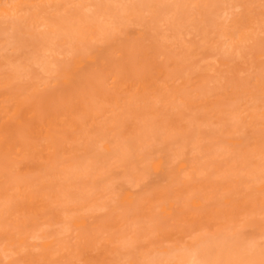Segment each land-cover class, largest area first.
<instances>
[{"label":"bare ground","instance_id":"1","mask_svg":"<svg viewBox=\"0 0 264 264\" xmlns=\"http://www.w3.org/2000/svg\"><path fill=\"white\" fill-rule=\"evenodd\" d=\"M28 1L29 0H19L16 3H12V5L10 4L11 6H9L7 4V6H9V7H7V6L0 7V21L4 20V21H2V23L3 22L5 23V21L7 20L8 23H14L13 21L16 19H19L22 16L21 11L25 10V6L29 5L31 3L30 1H32V0H30L29 2ZM69 1L70 0H68V2ZM124 1L125 0H123V2ZM126 1L123 4L122 3L118 4L117 2H122V1L116 0V3H117V5H119V8H120V9L118 8L119 9L118 13L116 12L117 16L111 15L112 8L116 5L115 1H113V2L111 1L112 3H115V4H113L114 6L112 7L111 3H110L109 6L112 7V8L109 7V8H111L110 12H108L109 10L107 9V7H108V5H107V7L105 9L108 10L107 11L108 13H104V14L101 13L99 15L97 14L98 17L95 19L102 22V25H100V24L97 25L96 24L97 20H96V22H94V24H92L93 21H90L91 17H93L92 15H94V14H92V12L88 13V10H85L84 7H83L84 10L81 9V11H78V9L76 10L77 7L74 8L75 11L79 12V13L77 12L78 15L76 16L77 13L75 11L71 12V9L69 10V8L67 9L68 11L65 10V11H67V13L66 12H65L66 14L64 13L63 10L65 9L66 4H65V1L63 2V0H40L38 2H39V4L41 3L42 6L44 5L43 9H41L40 7H36V6H38L36 4L37 3L36 2L35 5H33V6H35L34 7L35 9L33 10L34 12L31 10V12H32L31 14L28 12L29 15H27V16H26V14L24 15V17H26V18L22 17L27 26L25 27V26H23V24H21L22 26L20 25V28L22 30V27H25V28L30 27L31 28L32 26H35L36 24L42 25V26L45 25V27L48 28V31L43 32V30H42V33L45 34L43 36L41 33L42 37L40 39L42 41V43H41L42 45H40V46L37 45L38 47H34L32 49L30 48V50L26 51L24 49L26 48L28 43L26 44V46L24 48L23 45L25 43L24 44H22V43L25 41H22V43H21L20 42L21 38L19 37L20 38L19 39L17 36L15 37V35H16L15 34L13 36V37H15V42H13L11 40L12 44L13 43L16 44V41H17L16 38L19 39L18 45L16 47H14V50L16 53L14 52L13 56L15 55V57L8 58V57H10V56H8V54L11 52H7V55H5L6 53L5 54L2 53L5 55L6 58L0 59V205L5 201L7 207L4 208L3 210H0V251L3 252L5 254V256L9 257V259L8 260L0 259V264H39V263L40 264H51L54 260V258H53L54 253H55L54 250L56 252L59 250H61V251L64 250L63 245L60 246V244L57 242L58 241L57 239H56V241H55V239L52 241L43 240L40 243L30 242V240L33 239L32 237H34V235L29 234L30 231L24 230V229H26L29 226L32 229H35L36 228L35 225L38 222V215H40L41 213L43 214L41 216L43 223L40 225V227L37 228L38 230H40V234H39L40 239L49 238L47 236V234L45 233L46 227L47 228L52 227L57 222L58 219L62 218V216H63L64 220H68V222H70L72 228H78V227H80L81 224H83V221L81 219H73L72 215L70 217H68V216L64 215V211H58V208L56 206V202L58 201V196H60V191L58 188H56L54 186L51 187L52 186L51 183L54 180H56V181H57V179L59 180L60 178H61L60 180L62 181V176L69 173V170L74 169L77 166L78 162H80V161H82V164L81 163L78 164V168H80L81 165L84 167V164H86L85 160L87 159V156L89 155L88 153H90V150H89L90 148H87V146L89 144H92V140H93L92 135H93V137L95 135H97V134H92V132L97 133V132H99L97 130L102 128L101 125H100L101 126L100 128H99V125H97V123L102 121L101 118L104 121H106L104 119L105 117L107 118V120H109L110 118L108 115H110L111 113H112L111 115H113V112H115L114 114H116V112H117L116 110L118 108H120L121 110H123L122 109L123 106L125 108L126 107L130 108L131 106L130 105L128 106L129 101H127V100H130L129 104H134V102H135L136 106H137V102H138V106H139V104L141 105V103L145 104V102L147 101L146 97H148V95H150V94H146L145 92H147V89H149L150 86L153 87L156 85L153 88L150 87V89L151 88L152 89L157 88V85H158L159 89L161 88V90H159L160 92H158V93H161V95L160 94H158V95L160 96V100L162 97L163 103L165 100L169 101V99L168 98L166 99V97L169 96V98H170V97H173L172 95L175 94V97H174L175 100H177L176 98H178V101L181 99L179 102L182 104V101H183L184 104H182V105L186 106V108L189 110L194 109L196 106L198 107L201 100L199 102L197 99L200 98L199 97L200 95H201V97L203 96V97L207 98L206 102L204 101L205 98H201V99H204V100H202L203 106H204L205 103H207L209 100L208 99L209 95L211 94L210 96H212V93H213V95L215 94L216 95V96L214 95L215 100L214 101L209 100L210 103L213 105L214 109L216 107L215 110L213 109L212 105L209 102L207 103V104H209L207 110H205L207 107V104L205 107H201L203 109V111H206V113H208L210 115L212 114L211 115L212 118L211 119L209 118L210 120L216 118L215 123H217L216 120L219 122H221V120H222L221 116L218 117L219 116L218 112H217L218 108H221V109H218V111L220 110L219 112H222L221 110L223 109L222 114H224V111H225V113L228 112L227 114H231L233 112L237 113V111H235V110L237 109V106L240 105V104H238L239 103L238 101L236 102V100H239L238 96H240V99H242L241 101L244 102V103L242 102L243 104H241V107H242V105H244V107H245V104H247L245 102L249 101V99L253 97V101H252V99L250 100L251 102H253V104L248 103L249 105L248 104L246 105L248 107L247 108L245 107L247 109L246 112H248V114H246L245 109L243 107L242 108L244 110L238 108L240 111L242 110V114H240V116H241L240 119H242V117H243L242 116L243 111L245 112L246 115H248L246 117H243V120H241V121L239 120L240 123L241 122H244V123L248 122L249 123V121H246V120L244 121V118L245 119L248 118V120H250V123L254 124L253 126L250 124L252 126L253 130L249 129L251 127L249 124H248L249 126L247 125L248 126L247 128L250 130V132H251L250 134L248 133L249 130L245 131V132L243 131L244 128L246 129V127H245L246 125H244L242 123V127L244 125V128H242L241 126L240 127H241V129H243L242 130L243 133H245L246 135H249L248 138L252 137L251 140L254 139L253 140V146L255 148L253 150V146L252 147L250 146L251 152L254 154H257L258 156L264 155V153L261 154V152L264 151V144H263L264 131L260 129L261 127H263L262 129H264V126L262 124L264 122V110H263L264 104L262 105L263 108H262L260 103L259 104L256 103L257 107L255 106L256 104L254 105V102H257V101H261V103H264L262 101V100H264V98H262V96H264V60H263L264 59V9H262V8H264V5H261V3L264 1H262V0L258 1L257 0V2H258L257 4H259V6L260 5L262 6V7L260 6L259 9H256L254 6V8L257 11H259V13H260L258 16V12H257V15H256V13L252 12V11H254V8H253V6L252 7L250 6L249 1L247 3H245V1H247V0H237L238 2L241 1V4L239 3V6H241V7H244V6H242V1H244V3H245L244 5L247 7H244L245 13L244 12L243 13L248 18L246 16H244L245 18L243 19V17H242V20H243L242 22H241V19L239 18V20H240L239 24H241L242 27L240 25L236 24L238 26V28L236 30L237 33H235L236 35H234V34L232 35V33L230 32L231 27L228 28L229 29L228 32L225 33V31H223L224 32L223 34L217 35V34H220L219 28H218L219 30L215 29V31H214V28L212 27L214 25H212L211 22H209L211 24V25L209 24L211 27L208 25L210 28H208V26L207 27L205 26V24H204L205 22L203 23V21L209 16H206V18H203V20L201 19V22L203 23V25H202V23H199V25H200L199 26L196 24L197 22L194 23V21H197V18L195 20L193 18V15L198 14V13H196V11L194 12V8H193V11H191V13H189V15L192 14V16L187 15L189 17H185L186 13L188 14V12H186L187 10H185V12H186L185 16H183V14H182L183 18H181V19L183 21V19L185 20L186 18H188L189 22L187 20H185L187 22H184V25L186 23H191L190 20L192 21V19H194L193 20L194 24L193 23L192 24L195 25L196 27L195 28L189 27V26H187L188 24L186 25V27H189L192 30L194 29V31H196L195 36H197V32H198V37H196V39L198 38L197 39L198 42L196 41V39H195V42H196L195 44L192 42L193 40L189 41L190 43H193V45H189V43H186V42L184 43L185 40L183 41V43L180 44V40L182 42V40L185 39V37L182 36V34H183L182 31L184 28L186 29V27L184 25L180 24L181 20H180L179 16H181L180 15L181 10L179 12H177L179 8L178 9L174 8L177 10L175 12V10L173 9L174 4L172 5V3H170L172 6V8H171V6L167 5L166 2H165V4L163 3L164 4L163 6H161L162 4L161 5L160 4H157V5L154 4L155 3L154 1H153L154 2L153 5H152L151 4L152 0H151V2L149 0H146V1L150 2V3H148V5L151 4L148 7L149 9L147 11V8L143 7L144 6L142 4L143 2H140L142 4V6H138L139 4L136 6V3H138L139 0H138V2L136 0H134L136 3L133 0L132 1L130 0L131 2L128 0L127 2H130V4H129L130 7L128 6ZM155 1L157 2V0H155ZM173 1H175V0H173ZM181 1L182 0H179L178 1L179 3L178 2H176V3H178V5H180ZM195 1L196 0H194V1L192 0L190 2L194 3ZM197 1L199 3V1H201V0H197ZM197 1L194 4H192V7H193V5H194V7L197 5L196 4ZM202 1L205 2V3L203 2L205 4V5L203 4L205 7L206 2H208L209 0H207V1L202 0ZM217 1L215 3H218V2L224 3L223 0L222 1L219 0L218 2ZM1 2L2 1L0 0V3ZM27 2L29 4H26ZM132 2H134L133 4H135V5H133V4L131 5ZM162 2L163 1H160L159 3H162ZM170 2H172V0ZM232 2L236 3V1L234 2L231 0V3ZM254 2H256V0L255 1L253 0V3L251 2V4H254ZM259 2H261V3H259ZM6 3L4 2L3 4L5 5ZM32 3H34V1H32ZM103 3H104V1H103ZM185 3H186V1H185ZM227 3L228 2L226 1L225 4H227ZM233 3H232V5H233ZM74 4H76V3H74ZM84 4H85V2H84ZM92 4L93 5H90V6H94L93 1H92ZM146 4L147 3H145V6H146ZM257 4L255 3L254 5H257ZM79 5H81V4H78V7H80ZM159 5L161 6V9L162 8L165 9L169 6L170 11L172 10L173 13L174 12L177 14L179 13V16H177V14L175 15L178 18V19H176L175 16H174L175 18L169 17L170 15L166 14V13L169 14V12H168L169 10L167 11L165 9L166 10L165 11L163 9L164 10V12H162L163 15L166 14L169 17L168 22L170 19V22H169L170 25H168L167 28L171 33V34L170 33L167 34L170 37L166 36L167 38L163 41L169 42L170 46L180 44V45H178V48H179V46H180V48L182 47L183 53H184V50H185V52L187 51L186 54H188V55H185V54L183 55V53H180L177 50V54L179 52L182 55V58L184 59V61H183V59L180 58L183 65L180 63V61H179L180 59L177 60V58H178L177 55H174L175 58L177 57L176 59L175 58L173 59V57H171L172 59H170L171 53L170 54L168 53L170 56L166 55V53L171 48L169 50L165 51L166 53L162 52V49H165L164 48V42L162 43V41H161V43H160V41H158L159 37L158 38L155 37L153 32L150 33L151 34L150 35L149 33L146 32L149 30H144V31L140 30V28L146 27V26H142L143 22L141 23V18L143 17V14L145 12L142 14L141 10H143V9H141L140 7L145 8V11L147 13L149 12V14H150V15H148V14L147 15L153 17L154 15L157 14L158 10L160 9ZM165 5H167V7H164ZM181 5H183V4H181ZM211 5H212V7L214 6V8L212 10H214L216 6L220 10L221 9L220 7L223 4L222 5L220 3H218V5L217 4H208L207 7L203 8V9L207 10V8H208L210 10ZM236 5H237V3H236ZM70 6H72V3L70 4ZM226 6L224 7L225 10H227L226 8H229ZM23 7H24V9H23ZM31 7L32 6H30L29 8H31ZM45 7H48V9H46ZM49 7L51 9L53 8L52 10L55 11L56 15H51V12H47V10L50 9ZM117 7H116V10H117ZM182 7L183 6H181V9H182ZM185 7H187V4ZM189 7H191V6H189ZM103 8L104 7L102 5L101 10H104V12H105V9H103ZM248 8L249 9L252 8L253 10L249 11ZM184 9H186V8H184ZM188 9H190V8H188ZM224 9L222 7V10H224ZM241 9H243V8H241ZM163 10H161V11H163ZM195 10H197V12H199L201 9H200V7H198V8L195 7ZM206 10H205V12L209 11V10H207V11ZM219 10L216 9L215 12H218ZM239 10H240V8H239ZM62 11H63V13H62ZM69 12H71V13H69ZM159 12H160V10H159ZM193 12L196 14H193ZM205 12L202 10V16L201 17H203V13H205ZM209 12H211V11H209ZM235 12H236V10H235ZM247 12L250 13L249 16H248L249 13L247 14ZM173 13H171V16L174 15ZM229 13H230V11H229ZM252 13H254L255 15H252ZM239 14H240L239 17L243 15L241 13V10H240ZM144 15H145V17H147L146 13ZM205 15H213V14L207 13ZM219 15L216 14V16H219ZM222 15H223V11H222ZM198 16H200V15H198ZM213 16H212V18H213ZM191 17H192V19H191ZM222 17H224V16H222ZM113 18L117 19V22L115 19H114L115 21L112 20ZM151 18H149V19H151ZM163 18L165 19V16H163ZM171 18H172V20H171ZM209 18L211 19V17H209ZM219 18L220 17H218V19ZM228 18L229 17L225 18V21ZM246 18H247V21H246ZM143 19H145V18H143ZM143 19H142V21H143ZM9 20H11L12 22L11 21L9 22ZM148 20L146 19L144 23H146V21H147L146 24H148L149 28H153V26L152 27H150V26L154 23V22H152L154 20H151V21L149 20L150 24L148 23ZM166 20H167V18H166ZM216 20L217 19H215V22H216ZM18 21H17V23H18ZM20 21H21V19H20ZM162 21H164V20H162ZM176 21L178 23H176ZM209 21H212V19ZM229 21H230V19H229ZM237 21H238V19H237ZM164 22H162V23H164ZM220 22L222 23V21H220ZM230 22H228V24L231 25L232 22L231 23ZM244 22H245V25H244ZM17 23H14V25L16 24L15 26H17ZM212 23L214 24V22H212ZM69 24L73 25V27H71ZM83 24H85V26ZM140 24H141V26H140ZM206 24H208V23H206ZM81 25H83V27H84V28L82 27L83 29L82 28L76 29V27L79 28V26H81ZM131 25H138L140 27L136 28V29L134 28L135 30L133 33V29H132ZM189 25H191V24H189ZM236 25H235V28H236ZM8 26L9 25H7V27ZM121 26H124L123 27L124 29ZM183 26H184V28H183ZM217 26H220L219 23L215 27H217ZM224 26H225V24H224ZM4 27L6 28L5 25H4ZM169 27L171 30L169 29ZM189 28H188V30H189ZM211 28H212L213 32H216V30L218 32H216L215 34L212 35L211 32L209 31V30H211ZM226 28H227V25H226ZM226 28H225V30H226ZM129 29H131V32H130L131 34H129ZM231 29L234 30L233 28H231ZM27 30H29V29H27ZM168 30H166L167 33H168ZM3 31L5 32L6 30H3ZM151 31H149V32H151ZM189 31H191V30H189ZM194 31H192V32H194ZM4 32H2V33H4ZM7 32H10V31H7ZM19 32H20V30H19ZM22 32H26V29H25V31H22ZM143 32H146L147 36L144 35L145 33L143 34ZM192 32H191V34L189 33V35H191V36L188 39H191L192 36L195 37L194 35H192ZM39 33H40V31L38 32V34ZM135 33H136L137 38H135ZM155 33H156V31H155ZM187 33L188 32L186 29V33L184 32L183 35L184 36L188 35ZM229 33H231V35ZM23 34H20V36L22 37V35H23V38L27 39L28 36L24 37L25 33H23ZM26 34H29V31H28V33L26 32ZM35 34H36V32H35ZM38 34H36V35H38ZM132 34H134V35H132ZM130 35H132V37ZM148 35H150V36H148ZM3 36H4V34H3ZM3 36H1V37H3ZM29 36H30V34H29ZM212 36L213 37L215 36L216 38H213ZM181 37H183V39ZM262 37H263V39H261ZM4 38L5 37H3L1 39V42H3V44H6L5 42H9L10 41L9 39L12 38V35H11V37H6V40H4ZM122 38H124V39H122ZM134 38L137 40V42ZM145 38L149 39L148 40L149 42L145 41L146 42L145 43V49L146 50L143 49L144 47L142 49H143V52L145 54H148L147 56L150 55L147 58V60L149 58H151V60H152L148 64H146V63L142 64L141 62H143V61H141L139 59V57H138L139 55L137 56L138 58L135 57L136 53L142 51L139 48L142 46V44L140 45L139 41L141 42ZM186 38H187V36H186ZM123 40H127L128 42L129 41L135 42V44H134L135 46L132 45L131 48L125 46V49H124V47H123L124 45L123 46L121 45ZM187 42H188V40H187ZM9 44H11V42ZM122 44H125V43H122ZM184 44H186V45L188 44V45L184 46ZM137 45H140V46H137ZM146 46H147V48H146ZM183 46L185 47V49L183 48ZM28 47H29V45H28ZM30 47H31V45H30ZM91 49L93 50V52H90ZM2 50H0V51H2ZM6 51H7V49H6ZM180 51H181V49H180ZM114 53H116V54L119 53V55L116 56V58H115V56H113ZM162 54H164V55H162ZM165 55L169 56V59H166L168 57H166L165 59H163L164 57L160 58V57L165 56ZM147 56H145L144 58H146ZM140 57H142V56L140 55ZM144 58H143V60H145ZM196 58H198V61L195 60L196 62L195 63L192 62L193 63L192 64L191 61H193ZM187 59H188V61L191 59L189 61L190 63L187 61ZM138 60H140V61H138ZM177 61H178V63H177ZM197 62H199V63H197ZM182 67H184V68H182ZM5 72H6V74H5ZM4 74H5V76H3ZM175 81H177V82L179 81V84L177 85L175 83ZM162 86L164 87V89H162ZM211 86H213V89L215 87V89L214 90L212 88L210 89ZM202 87H205V88L202 89ZM165 88L169 92H167V90H165ZM188 88H190V89H188ZM185 89H188V90H185ZM219 89L220 90L222 89L221 90L222 93L219 91ZM252 89H255L258 92V94L261 93L258 96V99H260V97H261L260 100H257V96H256L257 92L255 93V90H252ZM183 90H184V92H181ZM202 90H203V92H202ZM217 90H218L219 94L221 93L220 95H218ZM128 91H130V96H127V94H126V92H127L129 95ZM163 91H164V95H166L168 93V96L166 95V97H165L163 95ZM165 91H166V93H165ZM170 91H172V93L173 92H175V93L172 94ZM190 92H193V94L194 93L195 94L193 95ZM206 92H208L209 95H207ZM252 92H254L255 96L250 95ZM169 93H171V94L169 95ZM188 93H190V94H188ZM142 94L145 95L144 96L145 100H146L145 102H143L144 97ZM153 94H154V91H153ZM186 94H188L189 96L190 95H193V96L188 97ZM242 94H246L247 95V96L245 95L246 97H248V94H249L250 98H247V100H243L245 96H243V98H241ZM136 95L139 96L137 99L135 97ZM177 95H178V97H176ZM150 96H149V100L150 99L151 100L149 103H153V102H155L153 100L159 99L158 96L157 97L152 96L154 98L156 97L155 99L150 98ZM206 96H208V97H206ZM129 98H131V99H129ZM134 98L137 101H135ZM142 98H143V100L141 102H139V99H142ZM174 98H171V99H174ZM212 98L214 99V97H211L210 99L212 100ZM188 99H189V101H188ZM190 99L191 100L193 99L192 100L193 104L195 103L194 101H196V100L199 102V104L196 105V103H195V105H196L195 106V105L190 103L191 105L188 104V106H187V103L191 102ZM125 100L127 102L126 104H125ZM175 100H172L171 105H170L171 101H169V108H170V106L172 107L170 109H173L174 105H175L174 107L176 109V104H174ZM234 102H235V104L237 103V106H232V105H235V104H233ZM160 103H161V101H160ZM147 104L148 103L146 102L145 105H147ZM154 104H156V102L153 103V106H154ZM164 104L168 107V103H164ZM161 105L164 108L165 105H163V104H161ZM182 105H181V107H182ZM189 105L190 106L193 105L195 107L194 108L191 107V109H190V108H188V107H190ZM210 105H211V109H213V112L211 111V109H209ZM252 105H253V107L255 106L256 109L259 107L258 110H255L253 107H252L253 108V110H252L251 109ZM132 106H134V105H132ZM149 106L147 108H152V109H148V112H146L147 109H146V107L143 106L146 110L141 109L142 112L140 110V116H137V117L141 118V116H142L141 113L144 114L142 116V118L145 115L151 114V113H153V115H154V116H152V114H151L152 118L153 117L155 118V116H157V115L159 116V114H160V117L162 116L163 112L161 113V111L163 109H161V111L159 110V112H158V109L156 110L155 108H154L155 109V111H154L153 106L151 104ZM159 106H160V104H159ZM199 106H202V105L200 104ZM155 107L157 108L158 105ZM179 107H180V105H179ZM230 107L232 108L231 110H229ZM160 108H161V106H160ZM201 108H199V109H201ZM233 108H236V109L234 110ZM164 109H166V107ZM183 109H185V107ZM259 109H260V112H258ZM149 111H150V113H149ZM197 111H200V110H197ZM209 111H211V112H209ZM215 111L217 112V114H216L217 117L215 115L213 116V113L214 114L216 113ZM145 112H146V114H145ZM155 112L157 115H155ZM184 112H185V110L182 113L183 116L185 115ZM206 113L202 112L201 114L202 115L204 114L205 115L204 117H208V116L210 117V115L207 116ZM179 114H180V109H179ZM179 114L174 112V115L178 116ZM197 114H198V112H197ZM201 114L199 112V114L197 115L198 118ZM219 114L221 115V113H219ZM245 114H244V116H245ZM116 115H115V117H117L116 120H118V118L120 116V112L117 113ZM187 115H189V114L187 113ZM224 115H222V116H224ZM149 116L147 115L144 117V119L147 120V121H145L146 123L144 125L147 124L148 119H146V117L148 118ZM228 116H230V115H228ZM115 117L113 116V119H115ZM188 117L186 116V120L188 119ZM195 117L196 116H194V119H195ZM225 117L227 118L226 115L224 116V118ZM111 118H112V116H111ZM154 118H153V120H155ZM161 118H163V117H161ZM171 118L173 119V117H171ZM218 118H221V119L218 120ZM238 118L239 117H237V119H236L237 122H238ZM98 119L101 121L98 122ZM119 119H121V118H119ZM151 119H150V123L152 125L154 123H152L153 120L151 122ZM182 119L183 118H180L181 122H183V120L185 121V119H183V120ZM199 119H203L205 122L206 119H208V118L204 119L201 117ZM230 119L231 118H229V120ZM175 120L176 119H174V121ZM232 120H233V116H232ZM111 121L112 120L109 121L110 123L109 122L107 123L105 128H104V125L106 124L107 121L105 122L104 125H103V122H101V124L103 125V128L106 132L102 134L103 137H105V138L102 137L101 139H99V140H101L100 145L98 143L99 141L97 138H98L99 134L102 133L101 131H100V133H98V136L94 137V140H93V141H95V139H97V142L95 141L93 143H98L97 145H98V147L100 146L99 149H100V153L102 155L100 153H97V152L96 153L100 154V156H103V158L105 159V160L104 159L101 160V163H100L99 160L101 157L99 158V160H97V158H96V160L100 163V165L102 164V161L105 162L106 160H110L113 157L115 158V155L112 156L113 149L118 147L115 144H117L118 142L120 143L122 141V140H120L121 136L117 135V134H120V130L117 131L119 129L118 125H120V124H118L119 122L116 121L115 124H117V126H115L114 123L111 124ZM174 121L171 120L170 124H168L169 121L166 123L170 127L168 125H165V126L162 125L164 127L160 126V128H165L166 126H168L170 129V128H172V126L175 127L174 125L171 126L172 122L176 124V127L178 126V124L181 125L179 118L177 119L176 122H174ZM230 121H228V122H230ZM177 122H179V123H177ZM208 122L211 123V121H209V120H208ZM260 122H261L260 125H262V126L258 125ZM188 123H186V124L188 125ZM192 123H193V121H192ZM194 123H197V122H194ZM200 123L203 124L202 120ZM231 123H232V121H231ZM256 123H258V124H256ZM221 124H219L220 126H222V128L219 126V128L221 129L220 132L224 133L223 132V130H224L226 134L225 133H224V135L221 134V136L223 138L221 139V137H220V139L222 141H224L225 143L222 141H221V143H218L220 141V139H217L218 142H215L217 144L216 145L214 143L215 139L208 137V138L213 140V142H211V143H214L216 146H219V147L222 144H225V145H223V149H224V147H230L231 146V148H229L230 150L235 149L237 151V150H240V148L243 149V147H245L243 149V151L246 152L247 150H249L247 145L244 146V141L242 140L243 138L238 136V135L241 136V132L235 134V132L240 131V129L237 130L238 128L235 127L234 123H232V125L235 127V130H232L234 127H232V125L230 126V123H227L226 120H225L224 124L222 122H221ZM226 124H228L227 125L228 128L224 127ZM255 124L260 126V128L258 130H256L257 128L254 129V127H256ZM147 125H149V124H147ZM216 125L217 124H215V126ZM97 127H98V129H97ZM138 127H140V126H138ZM142 127H144V126H141L139 129L141 130ZM152 127H153V125H152ZM152 127H151V129L153 130L154 127L153 128ZM158 127L159 126H157V128ZM178 127H177L176 132L179 131ZM204 127H206V125H204ZM207 127L209 128V125H207ZM216 127H218V126H216ZM231 127H232V129H230ZM238 127H239V125H238ZM129 128L131 129V127H129ZM137 128H136V130L134 129L133 132H136V131L139 132L138 134L140 136L137 133L135 135L139 136V138H137V141L141 142L142 140H140V139H142V138H140V137H144V139H145V136L147 137V134L143 132L145 130H141L142 135H143V136H141V134H140L141 132H140V130L138 131ZM166 128H165V130H166ZM95 129H96V131H92ZM211 129H213V128H211ZM225 129H229V130H227L229 132H226ZM163 130L164 129H162V132H163ZM170 130H166V131H170ZM175 130H176V128H174V130H172V133H174ZM213 130L215 131V129H213ZM217 130L218 129H216V131L214 132L215 134L216 133L218 134ZM125 131H126V134H128L127 131H129V130L125 129ZM125 131H123V132H125ZM231 131L232 132L235 131V132L232 133ZM146 132H148V131H146ZM90 133H91L90 139H92L91 142H88L89 144L88 143L86 144L84 142L82 143V141H84V140H85V142L87 140L89 141V139H87V138L90 137L89 136ZM107 133H108V135H106V136L107 137L109 136L108 138H110V136H111V135H109V133L110 134L112 133V135L115 134V135H113V136H115V138L113 136H111V138L116 139V137L119 136V138H117V139L120 141H117V143H116V140L113 139V141H115V143H114L110 139H106V136H104V134H107ZM143 133L146 135H144ZM151 133H152V131H151ZM178 133H176V134L174 133V134L177 135ZM210 134H212V133L210 132L209 135ZM215 134H213V135H215ZM234 134L236 136H238L239 138L238 137L236 138ZM252 134H253V136H252ZM153 135H154V133L152 134L151 137H153ZM158 135L160 136V134L157 133L156 137ZM168 135L171 136V138L170 137L168 138V136H167L168 141H169V139L174 138V136L172 137L173 134H171L170 132L168 133ZM159 136H158V138H160ZM164 136H165V134H164ZM210 136H212V135H210ZM204 137L202 138V140L203 139L205 140ZM215 137H217V136H215ZM144 139L141 143H138V142L137 143L139 145H141L143 143L141 146L144 147V143L147 142V144L149 146L152 139L150 140V142H148L149 141L148 137L146 138V140H144ZM165 140H166V138H165ZM197 140H199V139H197ZM202 140L200 142H202ZM168 141L166 140V143ZM183 141H185V138ZM188 141H190V140H188ZM209 141H208V144H209V147L211 149H209L207 146L208 149H206L204 147L207 151H205V149H204V151H202L203 147H200L199 146L200 144H199L196 147L197 151L199 150L198 153L199 152L200 153L201 152H208L209 155L211 154V150L213 148L211 146H215V145H211ZM80 142H81V144H80ZM172 142L175 143V141H171L169 143L172 144ZM119 143H118V145L121 144V143L120 144ZM123 143H122V145H124ZM134 143H136V142H134ZM194 143H196V142H194ZM202 143H203L202 146L205 145V142H202ZM171 144H169V145H171ZM128 145H129V143H128ZM133 145L134 144H132V146ZM151 145L153 146L152 143H151ZM169 145H166V149L168 151H169V149L167 147H170ZM172 145H174V144H172ZM124 146H127V145H124ZM124 146H122V147L124 148ZM135 146H138V145L136 144ZM141 146H140V149L138 148V150L136 148V150H137L136 153L139 155H140L139 150H141V149L147 150V146L144 148H141ZM92 147H95V145ZM122 147L121 148L119 147V150L122 151ZM198 147H200L201 149H199ZM91 150H93V149H91ZM115 150H114V152H115ZM213 150H212V153H213ZM216 150H214V151L216 152ZM221 150H222V148H221ZM225 150H226V148H225ZM260 150H262V151H260ZM97 151H99V150H97ZM124 151L126 152V150H124ZM162 151H163L162 156L159 159L152 161V158H151V160H150L151 163H148V164H150L149 167H152V169H154L156 171V173H159V175H161L160 177L163 181L166 180L169 183V184H167L168 186H166V184L164 185V186H166V188L162 187V190H160L162 192V194H168L170 192V190H171L170 188H172L173 184L174 185L179 184V182L177 180L178 178L176 177L177 179H175V181H174L173 180L174 178H172V177L173 176L175 177V175L178 174L177 171L181 172L180 169L185 168L186 165L183 163L180 164V166L178 168L179 170H177V168H176V170H175V168L172 169V167H174V166H172L170 168V170L171 171L174 170L173 174H175V175H173L171 173V175H173V176H171L169 173L170 171L167 173L164 171V167H165L164 158L167 159L168 155H167L166 150H162ZM243 151H241V152H243ZM145 152L146 151H143V154H146ZM219 152L222 153L223 151H219ZM245 152H243L244 155H246ZM96 153L91 152V155H93V156H94V154L97 155ZM117 153H118V151L115 152L116 155L120 154V151L118 154ZM128 153H129V156H131V158L134 157L133 156L134 154L130 155V152H128ZM214 153L212 156H214ZM216 153H218V152H216ZM226 153H228V151ZM232 153H234V152H232ZM237 153L240 154L239 151H237ZM259 153H260V155H259ZM85 154H88V155L85 156ZM107 154H109V155H107ZM110 154L112 157L107 158L106 156L109 157ZM141 154H142V152H141ZM125 155H128V154H125ZM147 155H148V153L145 156L147 157ZM240 155H242V154H240ZM250 155H251V153H250ZM80 156H81V158H80ZM145 156H144V158H146ZM223 156H226V154L223 153ZM85 157H86V159H85ZM89 157H90V155H89ZM94 157H97V156H94ZM240 157H242V159H243L245 156L244 157L240 156ZM254 157H257V156L255 155ZM254 157L252 155V158H254ZM82 158H83V160L79 161V159H82ZM90 158H92V156ZM120 158H121V155L118 157V159L116 157V160L121 162L122 158H121V161L119 160ZM128 158L130 159V157H128ZM236 158L237 157L235 156V159ZM258 158H260V157H258ZM129 159H127V161L132 160V159H130V160ZM263 159H264V156H263ZM88 160H91V159H87V164H89V165H87V167H90V164H92V166L90 167V168H92L94 162H96V165L98 164V162L95 159H94L95 160L94 161L93 158H92L93 162L92 161L89 162ZM237 160H239V159L237 158ZM124 161H126V160H124ZM124 161H122V162H124ZM144 161L146 162V160H143V162ZM239 161L241 162L242 160H239ZM239 161L233 162L231 164V166L236 163L234 166V169H235V167ZM244 161H243L242 165H241V163L238 165L239 166L240 165L241 166L246 165V164H244V163H246ZM124 164L125 163H123V166H124ZM128 165L129 164L127 163L126 167H128ZM259 165H260V163H259ZM241 166L239 167V169L241 168ZM83 167H82V169H83ZM87 167H86V169H87ZM168 167H167V171L169 170ZM262 167L264 168V166H262ZM90 168H88L87 170L89 171ZM246 168L249 169L248 167H246ZM246 168L244 166V169H246ZM228 169H230V168H228ZM234 169H233V171L237 172V170H234ZM236 169H237V167H236ZM241 169L242 170H240V172L243 171V168H241ZM259 169L263 170L262 168H259ZM259 169H256L255 171L257 172ZM79 170H81V168ZM250 171L251 170H249V172ZM263 171H261L260 174ZM77 172L79 174L80 171L77 170ZM180 172H179V174H180ZM253 173L255 174V172H253ZM188 174H189V180L192 179V178H190V175H192L193 173L188 172ZM225 174H226V172H225ZM233 174H236V173H233ZM244 174H246V173H244ZM81 175H82V177H81L82 181H84V185L86 184L85 187H88L90 190H92L91 187L96 185V182L95 183L89 182V184H88V182L86 181L87 178H85V180H83L84 179L83 178V172L80 174V176ZM84 175H85V172H84ZM236 175L239 176L240 174H236ZM250 175H251V172H250ZM85 176H87V175H85ZM192 176L194 177L195 173ZM226 176H228V175H226ZM226 176H225V178H226ZM248 176L249 175L246 174L245 180L247 179ZM251 176H253V179H254V177L256 175L255 176L251 175ZM260 176H258V177H260ZM65 177H66V179H68L67 175ZM229 177H232V175L230 174ZM78 178H77V180H79ZM239 178H241L240 182L241 181L243 182V180H244V179L242 180V177H236V179L234 178L235 183L237 182L235 184L236 187L240 183ZM251 178H249V179H251ZM161 179H160V181H161ZM259 179H262V177ZM259 179H255V180L260 181ZM230 180L232 181V178H230ZM56 181H54L53 184H57V183L59 184L60 183V181L59 182H56ZM193 181H194V178H193ZM228 181H229V179H228ZM64 183H65V181H64ZM67 183L70 184V182H67ZM170 183H172V185ZM186 183L189 184V182H186ZM186 183H184V185ZM232 183H233V181L231 182V184L230 183H227V184H229V186L231 185L230 187H233ZM257 183L259 184V182H257ZM62 184H59V185L61 186ZM255 184H253V185H255ZM258 184H256V185H258ZM260 184H264V183L261 181ZM71 185H72V183H71ZM170 185H171V187H170ZM258 186H255V187H258ZM69 187H70V189H68V191L71 194H76V191H73L71 189L74 186H69ZM263 187H264V185H263ZM263 187L261 190L264 189ZM53 188H55V189H53ZM94 188H97V187L94 186L93 189ZM227 189H229V188H227ZM238 189H239V187H238ZM261 190H260V193L259 192H257V193L261 194V192H262ZM255 191H257V190H255ZM238 193H240V192H238ZM240 194L242 196V192ZM228 195H229V193H228ZM261 195H264V193H262ZM224 196L225 197H223V198L225 199L227 197V195H224ZM127 198H128L127 201H129V202L126 203V206L129 209H131L134 205V200L131 199L130 197H127ZM223 198H222L221 203H223V200H224ZM260 198H262V196ZM5 199L8 201H6ZM77 199H74V200H77ZM227 199H229V197H227ZM236 199H238V198H236ZM2 200H4V201L2 202ZM240 200H241V198H240ZM194 201H196V200H194ZM245 201L247 202L248 200H245ZM245 201L243 199L242 202H244V204H246ZM249 201H251V200H249ZM73 202H76V205L81 204L83 206V209H84V207L91 209V206H92L91 204L88 205V203H85V201H82V200L73 201ZM197 202L200 203L199 201H197ZM232 202L233 201L231 199H229V202L223 204V206H225V205L227 206V204L228 205L230 204L229 206H232L231 205V204H233ZM256 202L261 203V201H256ZM248 204L250 205V207L252 205H254L253 199H252V203L250 204V202H249ZM258 204H255L254 206H257ZM234 206L239 207L237 205H234ZM259 207H261V205ZM79 208H82V207H79ZM254 208H257V207H254ZM254 208H253V210H254ZM53 210H55V211H53ZM230 210L233 211L232 209H230ZM231 211H229V212H231ZM236 211H238V210H236ZM260 212H262V211H260ZM162 213L165 215L166 218L171 215L170 210L166 209V208H163ZM255 213L256 214L258 213V215H260L259 211L258 212L256 211ZM255 213H252V214L255 215ZM263 213H264V210H263ZM232 214H233V212H232ZM262 218H264V217H261L260 219H262ZM260 219L258 220V223H259ZM261 222L263 225L264 219H263V221L261 220L260 223ZM22 225H23V228L21 227ZM107 225L109 226L110 224H107ZM249 225H248V227L250 228V226L252 224L250 226ZM258 225L257 224L253 225V227L254 226L256 227ZM122 226L124 227V225H122ZM262 227L260 230H262V229L264 230V228H262ZM216 234H218V233H216ZM214 235H211L210 237H212ZM219 236L220 235H218V237ZM222 236L224 237V235H222ZM206 237H208V236H205V238ZM210 237H208V238L210 239ZM254 237H258V236L256 235ZM254 237H252V238H254ZM79 238L82 241H85L86 239L89 240L88 236L83 235V234H80ZM205 238H203V239L205 240ZM219 238H221V236ZM203 239H201V240L203 241ZM229 239H231V238H229ZM259 239H262V237ZM213 240L211 239V243ZM251 240H253V239H251ZM112 241H113V239H111V242ZM202 241H201V244L199 243L200 248H197V246H196L197 249L193 248L190 250L189 248L192 247L190 245L189 248L186 247L187 250L188 249L189 250L187 251L185 249L183 252H180L181 251V248H180L181 245L177 244V246H176V245H174L175 244L174 243V244H172L173 246L171 245L172 246L171 247L168 245L161 244L164 246V248L161 246V249H162L161 252H162V254L163 253L164 254L160 255V256L161 257H163L164 255H167V256L162 258V262L160 260V263L159 262L158 263L159 264H216L217 261L215 263H210L212 256L208 257L209 258V261H208V259H206L207 257H205V255L209 251H211L213 248H215V246H216L215 242L218 240L213 241V243L215 245V246H213V243H212L213 248L211 247V243H209L210 240L208 241V243L210 244L211 250H209L210 247H208V249H207V245L205 244V243H207V241L203 242L205 245L201 246ZM220 241H221V239H220ZM247 241L249 243V240H247ZM247 241H246V243H247ZM219 242H216V244L218 243L222 246L225 244V243L221 244V242L220 243ZM222 242H225V240H223ZM236 242H237V240H236ZM255 242H256V240H255ZM230 243L227 242V245H225V246H228ZM244 243H245V241H244ZM121 244H123V242ZM29 245H30V247H32V249L37 248V247L39 248V254L37 257L33 256L32 253H25L24 255L21 254V251L24 250L25 248L29 247ZM196 245H197V243H196ZM235 245H234V248H235ZM165 246H167V247H165ZM246 246L247 245H245V246L243 245L242 247H246ZM183 247H185V246H183ZM157 248H160V247H157ZM172 248H174V249H172ZM204 248H205V250H204ZM217 248L219 249V245ZM121 249H124V247ZM175 249H177L178 252H180V253L177 254L178 252H176ZM218 249L215 248V251H213L214 254H215V252L218 253V251H220L221 248L219 250ZM223 249L224 248H222V251H223ZM225 249H226V247H225ZM248 249H249V246H248ZM248 249H246V250H248ZM76 250H78V249H76ZM173 250H175V251H173ZM206 250H209V251L205 254ZM226 250H227L226 251V253H227L229 249H226ZM119 251L122 252V250H120V248H119ZM159 251H160V249H159ZM159 251H158V253L161 254ZM203 251H205V252H203ZM222 251H220V252H222ZM239 251L241 253V249H239ZM173 253H174V255H173ZM202 253L205 254L204 255L205 260L204 259L202 260V258H203ZM237 253H239V252H237ZM116 254H117V252H116ZM210 254H211V252H210ZM224 254H225V252H224ZM132 256H133V254H131L130 258H132ZM160 256H158V257H160ZM208 256H210V255H208ZM119 257L116 260L114 259L115 263L117 260L118 261L121 260L120 259L121 257L120 258ZM122 257H124V256H122ZM127 257H129V256L126 255V258ZM145 257L146 256L144 253V258ZM249 257L250 256H248V258ZM150 258L151 257H149L148 260H150ZM145 259H147V258H145ZM230 259H232V257ZM122 260L125 262L127 259L126 260L122 259ZM137 260H132V259L129 260L128 259L127 262L129 264H158V263L154 262L155 260L154 261L152 260V263H150L149 261H147V262L144 261L143 258H142V261H140V259H139V261H137ZM227 260H228V258H227ZM227 260L225 259V264L227 263ZM123 261H122V264H124ZM220 261H222V260L220 259ZM230 261H232V260H230ZM243 261H245V260H243ZM222 262H224V259ZM235 262L236 261H234V262L232 261L231 264H233ZM247 262H246V264H247ZM218 263H219V261H218ZM88 264H93V263L90 262ZM221 264H224V263H221Z\"/></svg>","mask_w":264,"mask_h":264},{"label":"rangeland","instance_id":"2","mask_svg":"<svg viewBox=\"0 0 264 264\" xmlns=\"http://www.w3.org/2000/svg\"><path fill=\"white\" fill-rule=\"evenodd\" d=\"M2 2L0 3V7H4V6H7V4L9 5V6H11L12 5V3H16V2H18L19 0H1ZM30 1V0H29ZM28 1V2H29ZM32 1H34V3H32ZM32 1H30L31 3V5L27 2L26 4H29L30 6H32L31 8H29L30 6L29 5H27V6H25V10H23V11H21L22 12V16L19 18V19H16L17 21H18V23H17V21L16 20H14L13 22L14 23H17V26H15L14 25V23H8V21L6 20L5 21V23L3 22L2 23V21H4V20H1L0 21V50H2V51H0V56L2 57H0V59H3V58H6L5 57V55H7V52H11V53H9L8 54V56H10V57H8V58H13V57H15V55L13 56V53L15 52V50H14V47H16L17 45H18V43H19V39L21 38V40H20V42L22 43V41H25V42H23L22 44H24L23 46H24V48H25V46H26V44H27V46H26V48L24 49V50H30V48L32 49V48H34V47H38L37 45H42L41 43H42V41H41V37H42V35L44 36L45 34L44 33H42V30H43V32H47L48 31V28L47 27H45V25L44 26H42V25H38V24H36L35 26H32L31 28L30 27H28V28H25L27 25L25 24V22H24V20H23V18L22 17H24V15L26 14V16L27 15H29L28 14V12L31 14L32 12H31V10L33 11L35 8V6H33V5H35V3L38 5V6H36V7H40L41 9H43V7H44V5L42 6V4L40 5L39 4V2L38 1H40V0H32ZM65 1V9L63 10L64 11V13L66 12L67 13V9L69 8V10L71 9V12L72 11H75V9L74 8H76V10L78 9V11H81V9L82 10H84V8H85V10H88V13H91L92 12V14H94V15H92L93 17H91V20L90 21H93V23L92 24H94V22H96V20L97 19H95V18H97L98 17V15L99 14H101V13H108V12H110L111 11V8L114 6L113 4H115L116 3V0H70L69 2H68V0H63V2ZM79 1V2H78ZM92 1L94 2V6H90V5H93L92 4ZM103 1H104V3H103ZM110 1V2H109ZM113 1H115V3H112ZM119 1H122V2H117L118 4H123L124 2H123V0H119ZM128 1V0H127ZM126 1V3L128 4V6H129V4H130V2L132 1H130V2H127ZM134 1V0H133ZM137 2H138V0H136ZM150 2H151V0H149ZM155 3H154V2ZM160 1H163L162 3H159ZM157 0V2L155 1V0H152V2H151V4L153 5V3L154 4H162L161 6H163L164 4H165V2L167 3V5H170L171 6V4L170 3H172V5L174 6L173 7V9L174 8H179L178 9V11L176 10V9H174L175 10V12L177 11V12H179L180 10V15L181 16H179V13L177 14V13H173V11L171 10H169L170 9V7L168 8L167 7V5H165L164 7H167V8H165L168 12H169V14L168 13H166L167 15H170L169 17H174L176 14H177V16H179L180 17V24H182V25H184V22H189V20H188V18H186L185 20H187V21H185L184 19H183V21H182V19L181 18H183L182 17V14H183V16H185V13L186 12H188V14L186 13V16L185 17H189L190 15L192 16V14H190L189 15V13H191V11H193V8H194V12L196 11V13H198V14H196V13H194L193 12V14H196V15H193V18L196 20V18H197V21H194V23L195 22H197L196 24L197 25H199V23H202L201 22V19L203 20V18H206V16H209V17H211V19H212V21H209V20H211L209 17H207L204 21H203V23L205 24V26L207 27L210 23L209 22H211V24L212 25H214V26H212L213 28H214V31H215V29H217V30H219V33L220 34H217V35H221V34H223L224 32L223 31H225V33L226 32H228V28H233L234 30H232L231 28H230V32L232 33V35L234 34V35H236L235 33H237V28H238V26L237 25H240L241 26V24H239V18L241 19V22L243 21L242 20V17H243V19L245 18L244 16H246V15H244V13H245V11H244V7H247V6H245L244 4L245 3H247L248 1L250 2V6L252 7L253 6V8H254V6H255V8L256 9H259L260 8V6L261 5H264V2H259V3H261V5L259 6V4H257L258 2H257V0H256V2H254V4L256 3L257 5H254V4H251V2L253 3V0H247V1H245V3H244V1H242V6H244V7H241V6H239V3L241 4V1H237V0H232V1H236V3H237V5H236V3H233V5H232V3H231V0H223V2L224 3H221V2H218L217 0V2L218 3H220L222 6L220 7L221 9L219 10V8H217V6L215 7V9L214 10H212L213 8H214V6L212 7V5H211V7H210V10L207 8V10H209V11H211V12H205V10L206 9H203V8H205V7H207V5L208 4H217L218 5V3H215L216 1L215 0H209L208 2H206V6L204 7V1H199V3H198V1H197V5L195 6L196 8H198V7H200V13L199 12H197V10H195V7H194V5H193V7H192V4H194L193 2H190V1H192V0H182L181 2H180V5H178V1L179 0H175V1H173L172 0V2H170L171 0ZM185 1H186V3H185ZM194 1V0H193ZM207 1V0H206ZM222 1V0H221ZM226 1L229 3H227V4H225L226 3ZM255 1V0H254ZM258 1H261V0H258ZM262 1H264V0H262ZM6 3L5 5L3 4V3ZM84 2H85V4H84ZM109 2V3H108ZM135 2V1H134ZM134 2H132L131 3V5L134 3ZM140 2H143L142 4L144 5L143 7H145V8H147V11H148V7L151 5H148V3H150V2H148V1H146V0H139V2L138 3H136V6L138 5V6H142V4L140 3ZM147 3L146 4V6H145V3ZM176 2H178V3H176ZM183 2V3H182ZM204 2V3H203ZM72 3V6H70V4ZM74 3H76V4H74ZM84 5H83V4ZM91 3V4H90ZM108 3V4H107ZM110 3H111V6H109L110 5ZM117 3H116V5L112 8V11H111V15H115V16H117L116 14L118 13V11H119V5H117ZM164 3V4H163ZM169 3V4H168ZM202 3V4H201ZM208 3V4H207ZM231 3V4H230ZM11 4V5H10ZM78 4H81V5H79L80 7H78ZM88 4V5H87ZM181 4H183V5H181ZM186 4H187V7H185L186 6ZM202 6H201V5ZM204 4V5H203ZM249 4V3H248ZM247 4V5H248ZM25 5V4H24ZM76 5V6H75ZM102 5H103V9H105L106 7H107V5H108V7H107V9L109 10H107V9H105V12H104V10H101L102 9ZM105 5V6H104ZM133 5H135V4H133ZM148 5V6H147ZM159 5V10H160V12H159V10H158V12H157V14L156 15H154L153 17L152 16H148V15H150L149 14V12L147 13L146 11H145V8H143V7H140L141 9H143V10H141V12H142V14L145 12L146 13V16L147 17H145V13L143 14V17L141 18V23L143 22V25L142 26H146V27H142V28H140V30H142V31H144V30H149V31H151V32H149V31H146L147 33H154V35H155V37H159L158 39V41H160V43H161V41H162V43L164 42V48L166 49H162V52L163 53H166L165 51H167V50H169L170 48V50L166 53V55H169L170 53V59H172L171 57H173V59L175 58L174 57V55H177V60L178 59H183L182 58V55L180 54V53H183V49H182V47L180 48V46H179V48L181 49V51H180V49L178 48V45H180L181 43H183V41H184V43L186 42V43H189V45H193V43L195 44L196 42H195V39H196V37H198V32H197V36H195V34H196V31H194V29L192 30V29H190L189 27H193V28H195L196 26L195 25H193L194 23H193V20L194 19H192V17H191V19H192V21L190 20V22L191 23H186L184 26L186 27V25L187 26H189V27H186V29H187V34L188 35H183L184 34V32L186 33V29L184 28V26H183V34H182V36L183 37H185V39H183V37H181L183 40H182V42H181V40H180V44H176V45H174V46H170V43L169 42H166V41H163V40H165L169 35H167V34H169L170 33V31L168 30V28H167V26L168 25H170V19H169V22H168V16L165 14V15H163V13L162 12H164V8H162L161 9V6ZM178 7H177V6ZM199 5V6H198ZM227 5V6H226ZM231 5V6H230ZM9 6H7V7H9ZM67 6V7H66ZM118 6V7H117ZM181 6H183L182 7V9H181ZM189 6H191V7H189ZM220 6V5H219ZM229 7V8H226L227 10H225L224 9V7ZM239 6V7H238ZM259 6V7H258ZM72 7V8H71ZM84 7V8H83ZM109 7H111V8H109ZM116 7H117V10H116ZM130 7V6H129ZM202 7V8H201ZM222 7H223V9L224 10H222ZM238 7V8H237ZM249 7V6H248ZM262 7V6H261ZM46 9H48V7H45ZM50 8V7H49ZM119 8V9H118ZM171 8H172V6H171ZM184 8H186V9H184ZM188 8H190V9H188ZM233 8V9H232ZM236 8V9H235ZM239 8H240V10H241V13L243 14H241L242 16H240L239 17V13H240V10H239ZM241 8H243V9H241ZM254 8V11H252L253 9L252 8H248L249 9V11L251 10L252 12H254V13H256V15H257V12H258V16H259V11H257L256 9ZM23 9H24V7H23ZM29 9V10H28ZM38 9V8H37ZM51 9V8H50ZM47 10V12H51V15H56V13H55V11L54 10ZM114 9V10H113ZM164 9V10H163ZM184 9V10H183ZM216 9H218L219 11L218 12H215L216 11ZM247 9V10H248ZM262 9H264V8H262ZM21 10V9H20ZM65 10H67V11H65ZM157 10V9H156ZM161 10H163V11H161ZM165 10V11H166ZM183 10V11H182ZM185 10H187L186 12H185ZM190 12H189V11ZM199 10V9H198ZM202 10L205 12V13H203V17H201L202 16ZM206 10V11H207ZM235 10H236V12H235ZM239 12H238V11ZM44 11V10H43ZM63 11H62V13H63ZM78 11H75L76 13L78 12ZM101 11V12H100ZM108 11V12H107ZM222 11H223V15H222ZM229 11H230V13H229ZM233 13H232V12ZM256 11V12H255ZM34 12V11H33ZM71 12H69V13H71ZM117 12V13H116ZM173 13L174 15H172L171 16V13ZM220 14L219 16H216V14ZM244 12V13H243ZM261 12V11H260ZM65 13V14H66ZM75 13V14H76ZM79 13V12H78ZM78 13L76 14V16L78 15ZM115 13V14H114ZM207 13H212L213 15H205V14H207ZM228 13V14H227ZM249 12H247V14H248ZM254 13H252V15H255ZM20 14V13H19ZM98 14V15H97ZM148 14V15H147ZM226 14V15H225ZM63 15V14H62ZM81 15V14H80ZM110 15V14H109ZM187 15H189V16H187ZM198 15H200V16H198ZM230 15V16H229ZM250 15V13L248 14V16ZM163 16H165V19L163 18ZM212 16H213V18H212ZM222 16H224V17H222ZM236 16V17H235ZM152 17V18H151ZM176 17V16H175ZM174 17V18H175ZM184 17V18H185ZM201 17V18H200ZM218 17H220L219 19H218ZM227 17H229L228 19H226V21H225V18H227ZM247 17V16H246ZM254 17V16H253ZM18 18V17H17ZM24 18H26V17H24ZM55 18V17H54ZM143 18H145V19H143ZM149 18H151V19H149ZM166 18H167V20H166ZM173 18V19H174ZM217 19L216 20V22H215V19ZM248 18V17H247ZM247 18H246V21H247ZM20 19H21V21H20ZM115 18H113L112 20H114ZM142 19H143V21H142ZM154 20V21H152V22H154L150 27H152L153 26V28H149V26H148V24H146L147 23V21H146V23H144L145 22V20ZM176 19H178L177 17H176ZM214 19V20H213ZM222 19V20H221ZM229 19H230V21L234 24H232L230 21H229ZM236 19V20H235ZM237 19H238V21H237ZM87 20V19H86ZM116 20V22H117V19H115ZM114 20V21H115ZM149 20H148V23L150 24V22H149ZM162 20H164V21H162ZM171 20H172V18H171ZM11 20H9V22H10ZM24 23H23V22ZM88 21V20H87ZM167 21V22H166ZM179 21V20H178ZM207 21V22H206ZM220 21H222V23L220 22ZM235 21V22H234ZM245 21V22H246ZM12 22V21H11ZM20 22V23H19ZM101 21H99V20H97V22H96V24L97 25H102V22L100 23ZM162 22H164V23H162ZM183 22V23H182ZM212 22H214V24L212 23ZM228 22H230L231 23V25L230 24H228ZM240 22V23H241ZM245 22H244V25H245ZM168 23V24H167ZM176 23H178L177 21H176ZM193 23V24H192ZM203 23H202V25H203ZM206 23H208V24H206ZM219 23V25L220 26H217V27H215L217 24ZM227 23V24H226ZM13 24V25H12ZM21 24H23V26H25V27H22V30H21V28H20V25ZM25 24V25H24ZM95 24V25H96ZM146 24V25H145ZM179 24V25H180ZM189 24H191V25H189ZM210 24V25H211ZM216 24V25H215ZM224 24H225V26H224ZM237 24V25H236ZM4 25L6 26V28L4 27ZM7 25H9L8 27H7ZM70 25V24H69ZM76 25V24H75ZM84 26H85V24H83ZM83 25H81V26H79V28L78 27H76V29H81L82 27H83ZM164 25V26H163ZM193 25V26H192ZM209 25V26H210ZM223 25V26H222ZM226 25H227V28H226ZM230 25V26H229ZM235 25H236V28H235ZM12 26V27H11ZM22 26V25H21ZM71 27H73V25H70ZM140 26H141V24H140ZM140 26H138V25H131V27H132V29H133V33H134V30L136 29V28H139ZM200 26V25H199ZM208 26V28H210ZM234 26V27H233ZM45 27V28H44ZM70 27V28H71ZM98 27V26H97ZM122 28L124 27V26H121ZM149 29H148V28ZM222 27V28H221ZM242 27V26H241ZM9 28V29H8ZM17 28V29H16ZM20 28V29H19ZM26 29V32L28 33V31H29V34H30V36H29V34H26V32H22V31H25V29ZM84 28V27H83ZM82 28V29H83ZM135 28V29H134ZM166 28V29H165ZM172 28V27H171ZM188 28H189V30H191V31H189L188 30ZM219 28V29H218ZM225 28H226V30H225ZM8 29V30H7ZM15 29V30H14ZM20 30V32H19V30ZM27 29H29V30H27ZM124 29V28H123ZM156 29V30H155ZM169 29H170V27H169ZM3 30H6L5 32L3 31ZM33 30V31H32ZM156 31V33H155V31ZM166 30H168V33H167V31ZM171 30V29H170ZM209 30V29H208ZM211 30H212V28H211ZM211 30H209L210 32H211V34L213 35V34H215L216 32H218L217 30H216V32H213V30L211 31ZM7 31H10V32H7ZM12 31V32H11ZM33 33H32V32ZM40 31V33L38 34V32ZM141 31V32H142ZM166 31V32H165ZM192 31H194V32H192ZM233 31V32H232ZM2 32H4V33H2ZM22 32V33H21ZM35 32H36V34H38V35H36L35 34ZM124 32V31H123ZM131 32V29H129V34H131L130 33ZM146 32H143V34L144 35H146ZM172 32V31H171ZM191 32H192V35H194L195 37H193L192 36V38L191 39H188V38H190V36L191 35H189V33L191 34ZM213 32V33H212ZM222 32V33H221ZM19 35H18V34ZM23 33H25V36L24 37H27V39H25V38H23ZM41 33H42V35H41ZM194 33V34H193ZM231 33H229L230 35H231ZM3 34H4V36H3ZM16 34V35H15ZM20 34H23L22 35V37L20 36ZM34 34V35H33ZM171 34V33H170ZM210 34V33H209ZM6 35V36H5ZM11 35H12V38L11 39H9L10 41L9 42H5L6 44H3V42H1V39L3 38V37H5L4 38V40H6V37H11ZM15 35V37L17 36L18 38H16L17 39V41H16V44L15 43H13L12 44V41L13 42H15V37H13ZM132 35H134V34H132ZM132 35H130L131 37H132ZM151 35V34H150ZM150 35H148V36H150ZM153 35V34H152ZM1 36H3V37H1ZM40 36V37H39ZM147 36V35H146ZM167 36V37H166ZM186 36H187V38H186ZM134 37V36H133ZM170 37V36H169ZM213 37V36H212ZM29 38V39H28ZM135 38H137V36H136V33H135ZM134 38V39H135ZM144 38V37H143ZM194 38V39H193ZM213 38H216L215 36L213 37ZM122 39H124V38H122ZM156 39V38H155ZM198 39V38H197ZM196 39V41L198 42V40ZM261 39H263V37L261 38ZM12 40V41H11ZM136 40V39H135ZM134 40V41H135ZM149 39H147V38H145L143 41H139V43H140V45L142 44V46L141 47H139L142 51H140V52H138V53H136L135 54V57L136 58H138L139 57V59L141 60V61H143V62H141L142 64L143 63H146V64H148L150 61H152L151 60V58H149L148 60H147V58L150 56H147L148 54H145L144 52H143V49H145V43L146 42H149L148 41ZM173 40V39H172ZM187 40H188V42H187ZM191 40H193L192 42L193 43H190L189 41H191ZM146 41V42H145ZM157 41V42H158ZM11 42V44H9ZM40 42V43H39ZM136 42H137V40H136ZM122 43H125V44H122ZM122 43H121V45L124 47V49H125V46H127V47H130L131 48V46L132 45H134L135 44V42H128L127 40H123L122 41ZM2 44V45H1ZM21 44V45H22ZM138 44V43H137ZM148 44V43H147ZM146 44V45H147ZM15 45V46H14ZM28 45H29V47H28ZM30 45H31V47H30ZM140 45H137V46H140ZM183 45V44H182ZM181 45V46H182ZM186 44H184V46H185ZM188 45V44H187ZM186 45V46H187ZM120 46V45H119ZM121 46V47H122ZM135 46V45H134ZM167 46V47H166ZM183 46V48L185 49V47ZM126 47V48H127ZM144 47V48H143ZM177 47V48H176ZM134 48V47H133ZM137 48V47H136ZM143 48V49H142ZM146 48H147V46H146ZM168 48V49H167ZM6 49H7V51H6ZM13 52H12V51ZM146 50V49H145ZM177 50L180 52H178V54H177ZM187 50V49H186ZM4 51V52H3ZM90 52H93V50L91 49L90 50ZM142 52V53H141ZM187 52V51H186ZM186 52H185V50H184V53H183V55L185 54V55H188V54H186ZM2 53H6L5 55L4 54H2ZM16 53V52H15ZM140 53V54H139ZM169 53V54H168ZM2 54V55H1ZM12 55V56H11ZM119 55V53L118 54H116V53H114V55L113 56H115V58H116V56H118ZM139 55V56H138ZM140 55L142 56V57H140ZM162 55H164V54H162ZM162 56V57H160V58H163V59H165L166 57H168V58H166V59H169V56ZM138 56V57H137ZM145 56H147L146 58H144ZM143 58L145 59V60H143ZM175 58V59H176ZM185 58V57H184ZM187 58V57H186ZM162 59V60H163ZM181 59L179 60L180 61V63L183 65V63L181 62ZM140 60H138V61H140ZM191 60V59H190ZM189 60V61H190ZM198 61V58H196V59H194L193 61H191V63L192 62H196V61ZM264 60V59H263ZM183 61H184V59H183ZM186 61V60H185ZM187 61H188V59H187ZM188 61V62H189ZM187 62V63H188ZM177 63H178V61H177ZM185 63V62H184ZM190 63V62H189ZM197 63H199V62H197ZM193 64V63H192ZM145 65V64H144ZM179 65V64H178ZM178 67V66H177ZM182 68H184V67H182ZM186 68V67H185ZM181 69V68H180ZM179 70V69H178ZM5 74H6V72H5ZM5 74L3 75V76H5ZM161 82V81H160ZM175 83L178 85L179 84V81L177 82V81H175ZM161 84V83H160ZM156 86V85H155ZM155 86H153V87H155ZM150 87H152V86H150ZM150 87H149V89H147V92H145L146 94H152L151 96L150 95H148V97H146V99H147V101L145 100V95H143V97H144V101L143 102H147L148 104L147 105H145L146 104V102H145V104H142L141 103V105L139 104V106H138V102H137V106L135 105L136 103L134 102V104H129L130 103V100H127V101H129L128 102V106L130 105L131 107L129 108H125L124 106H123V110H121L120 108H118L116 111V114L117 113H119L120 112V116H119V118H121V119H119L118 118V120H116L117 119V115L116 114H114L115 112H113V115H111L112 116V118H111V116L110 115H108L109 116V120H107V118L105 117H103L106 121H104L102 118H101V120H99L98 119V122L99 121H101V122H103V125L105 124V122H106V124L104 125V128L106 127V125H107V123L110 121V120H112L111 121V124H113L114 123V125L115 126H117V124H115V122L117 121V122H119L118 124H120V125H118L119 126V129L117 130V131H119L120 130V134H117V135H120L121 137H120V140H122L119 144L120 145H118V143H117V141H120V140H118L117 138H119V136L118 137H116V139H114L115 138V136H113V135H115V134H113L112 135V133L110 134L109 133V135H111V136H113L114 138H111V136H110V138H108L106 135H108V133L107 134H104V136H106V139H110L112 142H114L115 143V141H113V139L114 140H116V143L117 144H115V145H117L116 147L118 148H114L113 149V154H112V156H114L115 155V158L113 159H110V160H106L105 162H103L102 161V164L100 165V163H101V160H103L104 158H103V156H100V149H99V147H98V143H99V145H100V143H101V140H99V139H101L102 137H103V133H105L106 131L104 130V128H103V125L101 124V122H99V123H97V125H99V128L102 126V128L101 129H98V127H97V131H99V132H97V133H95V132H92V134H97V135H95V136H98V133H100V131L102 132V133H100L99 134V136H98V143H93V142H97V139H95V141H93L94 140V137H93V135H92V139H90L91 138V133H90V137L89 138H87V139H89V141L87 140L86 142H85V140L84 141H82V143L84 142V143H88V142H91V140H92V144H89L88 146H87V148H90L89 150H90V153H88L89 155H90V157L92 156V158H93V160L95 159L96 160V158H97V160H99V158H100V163L98 162V164L96 165V162H94L93 163V167L92 168H90L91 166H92V164H90V167H87V165H89V164H87V159H91V160H88L89 162H93V160H92V158H90L89 157V155L88 154H85V156L86 155H88L87 156V159H86V157H85V163L86 164H84V167L81 165H79L80 166V168H81V170H79L80 168H78V164H82V161H80V160H83V158L82 159H79V161L80 162H78V164H77V166L74 168V169H71V170H69V173H67V174H65L64 176H62V181L59 179H57V181L56 180H54V181H56V182H59L60 181V183L59 184H62L61 186L57 183V184H53L54 183V181L51 183L52 184V186L51 187H56V188H58L59 189V191H60V196H58V201L56 202V206H57V208H58V211H64V215L65 216H68V217H70L71 215H72V217H73V219H81L82 221H83V224H81L80 225V227H78V228H72V226H71V224H70V222H68V220H64L63 219V216H62V218H60V219H58L57 220V222L52 226V227H46V229H45V233L47 234V236L49 237V238H46V239H40L39 238V234H40V230H38L37 228L38 227H40V225L43 223V220H42V218H41V216L43 215L42 213L40 214V215H38V222H37V224L35 225L36 226V228L35 229H32L30 226L29 227H27L26 229H24V230H29L30 232H29V234H31V235H34V237H32L33 239H31L30 240V242H32V243H40V242H42L43 240H49V241H52V240H54L55 239V241H56V239L58 240L57 242L60 244V246H62L63 245V247H64V250L63 251H61V250H59V251H55L54 250V256H53V258H54V260H53V262L51 263V264H88V263H93V264H114L115 263V260L119 257L121 260L120 261H116V263L115 264H122V259H127L125 262H124V264H129L127 261H128V259L129 260H137V261H139V259H140V261H142V258L144 259V261H149L150 263H152V260L155 262V263H160V260H161V262H162V258H164V257H166L167 255H164L163 257H161L160 255H163L162 254V252H161V246L164 248V246L163 245H168V246H171L172 244H174V245H176L177 246V244L178 245H181V251L180 252H183L185 249L187 250V248L186 247H188L189 248V246L191 245L192 247H190L189 249L191 250V249H193V248H195V249H197V248H200V245H199V243L201 244V239H203V238H205V236H208V237H210L211 235H214V236H212V237H210V239L208 238V237H206L205 238V240L203 239V241H202V245L201 246H203V245H207V249H208V247H210V244L209 243H211V239L213 240V241H216V240H218V241H216V242H219L220 241V239H221V244L222 243H225L223 246L222 245H220V244H216V242H215V245L218 247V245H219V249H220V251H222V248H224L223 249V253L222 252H220V251H218L219 249L214 245V243H213V241H212V243H213V246H215V248L216 249H218L217 251H218V253L220 254H218L217 252H215V254H214V252L213 251H215V248H213L212 247V243H211V247L214 249H212L211 250V247L209 248V250H211V251H209V250H206V252L205 251H203V252H205V254L207 253L208 255H210V256H208L207 254L205 255L204 253H202V260L205 258V257H207L206 259H208V261H209V258L208 257H211L212 256V259H211V261H210V263H215L216 261V264H221V263H224L225 264V259L227 260V258H228V260H227V263L226 264H231L232 263V261L234 262V261H236L235 263H233V264H236L237 262V264H246V262H247V264H263L264 263V230L262 229V230H260L261 229V227L262 228H264V223H263V225H262V222L260 223V221L262 220L263 221V219L264 218H262V219H260L261 217H264L263 215H264V213H263V210H264V195H261L262 193H264V189L263 190H261L262 189V187H263V185L264 184H260L261 183V181L264 183V168L262 167V166H264V159H263V156L261 157V156H258L257 154H254V153H252L251 152V150H250V146L252 147L253 146V140H251V138L252 137H249L248 138V136L249 135H246L245 133H243V131L245 132V131H248L249 129L250 130H253V128H252V126L254 125V124H251L250 123V120H248V118H244V121L246 120V121H249V123L248 122H241L240 123V121L241 120H243V117H246V116H248V115H246V114H248V112H246L247 111V107L248 106H246L248 103H252L253 104V102H251L250 100L252 99V101H253V97L252 98H250V96H249V94H248V97H246L247 95V93L246 94H242L241 96V98H243V96H245L244 97V99L243 100H247V98H250L249 99V101H247V102H245V103H247V104H245V107H244V105H242V107L245 109V112H246V114H245V112L243 111V117H242V119H240L241 118V116H240V114H242V110H244L242 107H241V104H243L244 102L243 101H241L242 99H240V96H238L239 97V100H236V102L238 101L239 103L238 104H240L239 106H237V103L235 104V102L233 103V104H235V105H232V106H237V109L239 108V109H242L241 111L238 109H236V108H233L235 111H237V113H235V112H233V113H231V114H227V113H225V111H224V114L227 116V118L225 119L224 118V114H222L223 113V109L221 110L222 112H219L218 111V109H221V108H218L217 109V112H218V117H222V120H221V122L224 124V122H225V120L227 121V123H230V126L232 125V123H234V125H235V127H237L236 129L237 130H239L240 129V131H233V132H235V134H237V133H240L241 132V136L240 135H238L239 137H241V138H243L242 140L244 141V146H246L247 145V147L249 148V150H247L246 152L245 151H243V149L245 148V147H243V149L242 148H240V150L241 151H243V152H245L246 153V155H244V153L243 152H241L240 150H237V151H239V153L240 154H242V155H240V154H238L237 153V151L235 150V149H233V150H230L229 148H231V146L230 147H224V149H223V145H225V144H222L220 147L219 146H216L217 144L215 143V142H218L217 141V139H220V137H221V139L223 138L222 136H221V134H223L224 135V133H225V131L223 130V132L224 133H222V132H220V128H219V124H221V122H219V121H217L216 120V122L217 123H215V119L216 118H214V119H212V120H210L211 118H212V114L210 115V114H208V113H206V111H203V109L201 108V107H205L206 106V104L209 102L210 103V101H214L215 100V96L213 95V93H212V96H210L209 95V93L208 92H206L207 93V95H209V100H208V102L207 103H205V105L203 106V101L202 100H204V99H201V98H205V97H201V95L199 96L200 98L199 99H197L199 102H200V100H201V102H200V104L202 105V106H199L200 104H199V102L197 101H194L195 103H196V105H198V107L199 108H201V109H199L196 105H195V103L193 104V102H192V100L190 99V101L191 102H186L187 103V106H188V104H193V105H195V106H190V107H188V108H190L191 109V107H195L194 109H191V110H189V109H187L186 108V106H184V105H182V104H184L183 103V101H182V104L178 101V98H176L177 100H175V94L174 95H172L173 97H170L169 98V96H168V93L166 94L168 97H166V95H164V91H163V95L166 97V99L168 98L169 99V101H171L170 102V105H171V103H172V100H175V103L174 104H176V109H175V105L173 106V109H170V108H172L171 106H170V108H169V101H164V103H168V107L163 103V100H162V97H161V100H160V96L158 95V94H160L161 95V93H158V92H160L159 90H161V88L159 89L158 88V85H157V88H155V89H150ZM160 87V86H159ZM172 87V86H171ZM209 87V86H208ZM187 88V87H186ZM203 88H205V87H202V89ZM213 89V86H211L210 87V89ZM217 88V87H216ZM134 89V88H133ZM162 89H164V87L162 86ZM188 89H190V88H188ZM188 89H185V90H188ZM201 89V88H200ZM199 89V90H200ZM209 89V90H210ZM214 89H215V87H214ZM213 89V90H214ZM165 90H167L166 88H165ZM222 90V89H221ZM220 89H219V91L222 93V91H221ZM252 90H255V89H252ZM131 91V90H130ZM130 91H128L129 92V95H128V93L126 92V94H127V96H130ZM133 91V90H132ZM153 91H154V94H153ZM192 91V90H191ZM194 91V90H193ZM205 91V90H204ZM216 91V90H215ZM167 92H169L168 90H167ZM171 93H172V91H170ZM181 92H184V90L183 91H181ZM199 92V91H198ZM202 92H203V90H202ZM201 92V93H202ZM257 91L255 90V93H256ZM144 93V94H145ZM165 93H166V91H165ZM171 93H169V95L171 94ZM173 93H175V92H173ZM172 93V94H173ZM187 93V92H186ZM190 93H192L193 94V92H190ZM190 93H188V94H190ZM217 93H218V95H220L219 94V92H218V90H217ZM216 93V94H217ZM136 94V93H135ZM178 94V93H177ZM188 94H186L188 97H191V96H193V95H188ZM257 95V100H260L261 99V97H260V99H258V96H259V94H261V93H259L258 94V92L256 93ZM181 95V94H180ZM185 95V94H184ZM206 95V94H205ZM250 95H254V92H252ZM149 96H150V98H154V97H152V96H158L159 97V99L158 100H153V101H155L156 102V104H154V106H153V103H155V102H153V103H149L150 102V100H149ZM255 96V95H254ZM136 97V99L139 97V96H135ZM155 97V98H156ZM164 97V98H165ZM176 97H178V95L176 96ZM206 97H208V96H206ZM211 97H214V99L212 98V100L210 99ZM218 97V96H217ZM216 97V98H217ZM154 98V99H155ZM171 98H174V99H171ZM193 98V97H192ZM196 98V97H195ZM256 98V97H255ZM262 98H264V96H262ZM129 99H131V98H129ZM238 99V98H237ZM134 100H135V98H134ZM143 100V98L142 99H139V102H141ZM195 100V99H194ZM132 101V100H131ZM135 101H137V100H135ZM160 101H161V103H160ZM188 101H189V99H188ZM205 102L207 101V98H205V100H204ZM241 101V102H240ZM263 102H264V100H262ZM132 102V103H133ZM152 102V101H151ZM243 102V103H242ZM127 102H126V100H125V104H126ZM178 103V104H177ZM185 103V104H186ZM256 103H260L261 104V106L264 104V103H261V101H257V102H254V105L256 104ZM152 105L153 106V109L155 108L156 110L158 109V112H159V110L161 111V109H163L162 111H161V113H162V116L161 117H163V118H161L160 117V114H159V116L156 114V112H155V115H157V116H155V120H153V118H152V116H154L153 115V113H151L152 114V116H151V114H147L149 117L147 118L146 117V119H148V122H147V124H149L151 127H152V125H153V130L151 129V127L149 126V125H144L146 122L145 121H147V120H145L144 119V117L145 116H147V115H145L143 118H142V116L144 115L143 113H141V118L140 117H137V116H140V110L141 109H145L144 107H146V112H148V109H152V108H147L149 105ZM159 104H160V106H161V108H160V106H159ZM161 104H163V105H165L164 106V108L166 107V109H164L163 107H162V105ZM211 104V103H210ZM132 105H134V106H132ZM158 105V107L156 108L155 106H157ZM179 105H180V107H179ZM181 105H182V107H181ZM208 105L209 104H207V107H206V109L205 110H207V108H208ZM212 105V104H211ZM211 105L209 106L210 108L209 109H211ZM249 105V104H248ZM144 106V107H143ZM178 106V107H177ZM256 107H257V104L255 105ZM253 107V105L251 106V109L253 110V108L255 109V110H258V108L256 109V107ZM133 107V108H132ZM150 107V106H149ZM185 107V109H183ZM212 107H213V105H212ZM253 107V108H252ZM169 108V109H168ZM178 108V109H177ZM197 108V109H196ZM261 108V107H260ZM262 108H263V106H262ZM155 109H154V111H155ZM179 109H180V114L183 116V111L185 110V115L182 117L180 114H179ZM208 109V110H209ZM213 109H214V107H213ZM213 109H211V111L213 112ZM215 109H216V107H215ZM214 109V110H215ZM232 108L230 107V109L229 110H231ZM188 110V111H187ZM197 110H200V111H197ZM263 110H264V108H263ZM262 110V111H263ZM151 111V110H150ZM150 111H149V113H150ZM187 111V112H186ZM211 111H209V112H211ZM261 111V112H262ZM141 112H142V110H141ZM144 112V111H143ZM146 112H145V114H146ZM174 112L175 113H177V114H179L178 116L177 115H174ZM197 112H198V114H199V112H200V114L202 113V112H205L206 113V115L208 116V115H210V117L208 116V117H204L205 115L203 114H201L200 116L202 117V118H208V119H206V121L204 122V120L203 119H199V118H201L200 116H199V118H198V114H197ZM216 112V111H215ZM217 112L214 114L213 113V116L215 115L216 116V114H217ZM257 112V111H256ZM258 112H260V109H259V111ZM187 113L189 114V115H187ZM192 113V114H191ZM196 113V114H195ZM219 113H221V115L219 114ZM195 114V115H194ZM233 114V115H232ZM238 114V115H237ZM244 114H245V116H244ZM115 115L117 116V117H115ZM191 115V116H190ZM222 115H224V116H222ZM228 115H230V116H228ZM233 116V120H232V116ZM235 115V116H234ZM107 116V117H108ZM113 116L115 117V119H113ZM180 116V117H179ZM186 116L188 117V119L186 120ZM193 116V117H192ZM194 116H196L195 117V119H194ZM157 117V118H156ZM160 117V118H159ZM171 117H173V119L171 118ZM175 117V118H174ZM179 118V121L181 122V120H180V118H183V119H185V121L183 120V122H181L180 124L181 125H179L178 124V128H179V133L178 132H176L177 131V127H176V124L175 123H173L172 122V124H171V126L172 125H174L175 127H173L172 126V128H170L169 129V125L168 124H170L171 123V120L172 121H174V119H176L174 122H176L177 121V119ZM185 117V118H184ZM217 117V116H216ZM236 117V118H235ZM237 117H239L238 118V122H237ZM152 118V119H151ZM193 118V119H192ZM210 118V119H209ZM229 118H231L230 120L232 121V123H231V121L229 120ZM141 119V120H140ZM150 119H151V122H152V120H153V122L152 123H154V124H152L151 125V123H150ZM192 119V120H191ZM219 119H221V118H218V120ZM250 119V118H249ZM116 120V121H115ZM120 120V121H119ZM189 120V121H188ZM197 120V121H196ZM201 120H202V122H203V124L202 123H200L201 122ZM208 120L209 121H211V123L210 122H208ZM240 120V121H239ZM169 121V122H168ZM189 123H188V122ZM192 121H193V123L194 122H197V123H192ZM200 121V122H199ZM228 121H230V122H228ZM236 121V122H235ZM168 122V124H166ZM219 122V123H218ZM110 123V122H109ZM177 123H179V122H177ZM186 123H188V125L186 124ZM191 123V124H190ZM206 123V124H205ZM213 123V124H212ZM242 123L244 124V125H246L245 127H246V129L244 128V125H243V127H242ZM197 124V125H196ZM215 124H217L216 126H218V127H216L215 126ZM241 124V125H240ZM251 126L249 129L247 128L249 125ZM256 124H258V123H256ZM255 124V126L256 127H254V129L255 128H257L256 130H258L259 128H260V126H262V125H260L261 124V122L258 124V125H260V126H258V125H256ZM263 124V126H264V122L262 123ZM101 125V126H100ZM162 125H168V126H166L165 128H166V130H170V131H166L165 130V128H160V126L161 127H164V126H162ZM199 125V126H198ZM203 125V126H202ZM204 125H206V127H204ZM207 125H209V128L207 127ZM222 125V124H221ZM228 124H226L224 127L225 128H228V126H227ZM238 125H239V127L241 126L242 128H244V130L243 129H241V127L239 128L238 127ZM248 125V126H247ZM138 126H144V127H142L141 128V130H145V131H143L144 133H146L147 134V137L149 138V141L148 142H150V140L152 139V141H151V143L153 144V146L151 145V143L149 144V146H148V144H147V142H145L144 143V147H146L147 146V150L146 149H141V150H139L140 151V155L139 154H137L136 153V151L138 150V148L140 149V146L143 144H141V145H139L138 143H141L142 141H143V139H144V137H140V138H142V139H140V140H142L141 142L140 141H137V138H139V132H133V130L135 129L136 130V128L138 127ZM150 128H149V127ZM157 126H159L158 128H157ZM223 126V125H222ZM222 126H220L221 128H222ZM129 127H131V129L129 128ZM140 127H138L137 128V130L139 131L140 129ZM223 127V128H224ZM232 127H234L233 125H232ZM232 127L230 128V129H232ZM235 127L232 129V130H235ZM174 128H176V130L174 131V133L176 134V133H178L177 135H175L174 133H172V130H174ZM211 128H213V129H215V131H216V129H218L217 131H218V134L216 133H214L215 131L213 130V129H211ZM252 128V129H251ZM263 127H261L260 129L261 130H263L264 131V129H262ZM125 129H128L129 131H127L128 132V134H126V131H125ZM155 129V130H154ZM162 129H164L163 130V132H162ZM211 129V130H210ZM104 130V131H103ZM122 130V131H121ZM131 130V131H130ZM140 130V134H141V136H143L142 135V131ZM152 131V133H151V131ZM158 132H157V131ZM226 130V132H229V131H227V130H229V129H225ZM243 130V131H242ZM250 130H249V134L251 133L250 132ZM92 131H96V129L95 130H92ZM123 131H125V132H123ZM146 131H148V132H146ZM154 131V132H153ZM165 132V133H164ZM171 133V134H173L172 135V137L174 136V138H172V139H169V141H168V139H167V136H168V138L170 137L171 138V136H169L168 135V133ZM212 133V134H210V135H212V136H210L209 135V133ZM232 132V131H231ZM232 132V133H233ZM119 133V132H118ZM138 134V135H135V134ZM143 133V134H144ZM154 133V135H153V137H151L152 136V134ZM157 133L158 134H160V138H158V136L156 137V135H157ZM247 133V134H248ZM146 134H144V135H146ZM164 134H165V136H164ZM213 134H215V135H213ZM226 134V133H225ZM234 134V135H235ZM138 136V137H137ZM205 136V137H204ZM215 136H217V137H214ZM238 136H236L235 135V137L237 138ZM252 136H253V134H252ZM100 137V138H99ZM135 137V138H134ZM146 136H145V139L144 140H146V138H147ZM151 137V138H150ZM166 138V140L168 141L167 143H166V140H165V138ZM205 138V140L203 139L202 140V138ZM208 137H210V138H212V139H215L214 140V143L216 144H214V143H211V142H213V140L212 139H210V138H208ZM238 137V138H239ZM103 138H105V137H103ZM163 138V139H162ZM184 138H185V141H183L184 140ZM240 138V139H241ZM255 138V137H254ZM190 140V141H188V140ZM197 139H201L202 140V142H205V145H203L202 146V142H200L199 140H197ZM210 141H209V140ZM220 139V141L218 142V143H221V140ZM256 139V138H255ZM158 140V141H157ZM163 140V141H162ZM197 140V141H196ZM162 141V142H161ZM171 141H175V143H173L172 142V144H174V145H172L171 143H169V142H171ZM208 141L210 142V144L211 145H215V146H211V147H213L212 148V150L214 149V150H216V152H218V153H216L214 150H213V153H214V156H212L213 155V153H212V150H211V154L209 155V153L208 152H199L198 153V151H197V146L199 145L200 147H203L202 148V151H204V149L206 148V149H211L210 147H209V144H208ZM124 142V143H123ZM134 142H136V143H134ZM138 142V143H137ZM186 144H185V143ZM192 142V143H191ZM194 142H196V143H194ZM200 142V143H199ZM222 142H224V141H222ZM122 143L124 144V145H127V146H124V145H122ZM128 143H129V145H128ZM194 143V144H193ZM225 143V142H224ZM80 144H81V142H80ZM132 144H134L133 146H132ZM138 145V146H135V145ZM160 144V145H159ZM169 144H171V145H169ZM252 144V145H251ZM263 144H264V140H263ZM95 145V147H92V146H94ZM166 145H169L170 147H167L168 149H169V151L166 149ZM185 145V146H184ZM219 145V144H218ZM122 146H124V148L122 147ZM207 146H208V148H207ZM119 147L121 148L122 147V151L121 150H119ZM126 147V148H125ZM128 147V148H127ZM144 147H142L141 146V148H144ZM200 147H198L199 149H201ZM205 147V148H204ZM216 147V148H215ZM246 147V148H247ZM136 148H137V150H136ZM154 148V149H153ZM221 148H222V150H221ZM225 148H226V150H225ZM234 148V147H233ZM254 146H253V150H254ZM91 149H93V150H91ZM118 151V153H119V151H120V154H118L119 156L121 155V158H122V161H124V160H126V161H124V162H122L121 161V158L119 159L121 162H119L118 160H116V157H117V159H118V155H116L115 154V152H117L116 150ZM135 149V150H134ZM205 149V151H207ZM252 149V148H251ZM97 150H99V151H97ZM114 150H115V152H114ZM124 150H126V152L124 151ZM131 150V151H130ZM162 150H166L167 151V155H168V158L166 159V158H164V163H165V167H164V171L167 173V172H169L170 173V175H171V173L173 174V171L174 170H170V168L172 167V166H174V167H172V169L173 168H175V170H176V168H177V170H179L178 168H179V166H180V164H185L186 165V167L185 168H183V169H180L181 170V172H180V174H179V172L177 171V173L178 174H173V175H175V177L173 176V175H171V176H173L172 178H174L173 180L175 181V179H177L178 180V182H179V184L178 185H174L173 184V186H172V188H170L171 190H170V192L168 193V194H162V192L160 191V190H162V187H165L166 188V186H168L167 184H169L166 180H162L161 179V175H159V173H156V171L154 170V169H152V167H149V165L150 164H148V163H151V158H152V161H154V160H157V159H159L161 156H162ZM230 150V151H229ZM246 150V149H245ZM256 150V149H255ZM138 151V152H139ZM143 151H146L145 153L147 154L148 153V155H147V157L145 156L146 154H143ZM201 151V150H200ZM209 151V150H208ZM219 151H223L222 153H220ZM228 151V153H226ZM260 151H262V150H260ZM89 152V151H88ZM91 152H97V153H100V154H97V155H95L94 154V156H97V157H94L93 155H91ZM128 152H130V155L131 154H134L133 156L134 157H132L131 158V156H129V153ZM141 152H142V154H141ZM232 152H234V153H232ZM249 152V153H248ZM259 152V151H258ZM136 153V154H135ZM223 153H225L226 154V156H223ZM249 155H248V154ZM250 153H251V155H250ZM264 153V151L263 152H261V154H263ZM111 154H110V156L108 157V156H106L107 158H110V157H112L111 156ZM125 154H128V155H125ZM217 154V155H216ZM222 154V155H221ZM99 155V156H98ZM102 155V154H101ZM107 155H109V154H107ZM209 155V156H208ZM239 155V156H238ZM252 155H253V157L256 155L257 157H254V158H252ZM259 155H260V153H259ZM123 156V157H122ZM144 156L146 157V158H144ZM235 156L239 159V160H242L241 162L239 161V160H237V158L235 159ZM240 156H245L243 159H242V157H240ZM128 157H130V159H132V160H130ZM258 157H260V158H258ZM80 158H81V156H80ZM126 158V159H125ZM241 158V159H240ZM250 158V159H249ZM127 159H129L130 161H127ZM94 160V161H95ZM105 160V159H104ZM143 160H146V162L144 161L143 162ZM245 160V161H244ZM263 160V161H262ZM150 161V162H149ZM237 161H239L238 162V164H240L241 163V165L243 164V161L244 162H246V163H244V164H246V165H243V166H241V168H243V171H241L240 172V170H242L241 168L239 169V165L237 166L236 165V167H237V169H236V167H235V169H234V166H235V164H233L232 166H231V164L233 163V162H237ZM261 161V162H260ZM129 164L128 165V167H126V165H127V163ZM231 162V163H230ZM263 162V163H262ZM123 163H125L124 164V166H123ZM168 163V164H167ZM259 163H260V165H259ZM230 165V166H229ZM262 165V166H261ZM169 168V170L167 171V167ZM244 166H245V168L246 167H248L249 169H244ZM259 166V167H258ZM82 167H83V169H82ZM86 167H87V169L88 168H90L89 169V171L86 169ZM232 167V168H231ZM228 168H230V169H228ZM259 168H262L263 170H261V169H259ZM225 169V170H224ZM233 169L234 170H237V172H235V171H233ZM256 169H259L257 172L255 171ZM77 170L78 171H80L79 172V174H78V172H77ZM84 170V171H83ZM88 172H87V171ZM227 170V171H226ZM230 170V171H229ZM233 172H232V171ZM239 170V171H238ZM249 170H251L250 172H251V175H256L255 177H254V179H253V176H251L250 175V172H249ZM229 171V172H228ZM261 171H263L261 174H260V172ZM83 172V180H85V178H87L86 179V181L88 182V184H89V182H93V183H95L96 182V185H94V186H96L97 188H94L93 189V187H91L92 188V190H90L88 187H85V185H84V181H82V175L80 176V174ZM84 172H85V175H87V176H85L84 175ZM188 172H191V173H193L192 175H194V173H195V176L193 177L192 175H190V178H192V179H190L189 180V174H188ZM225 172H226V174H225ZM253 172H255V174L253 173ZM176 173V172H175ZM233 173H236V174H240L239 176H237L236 174H233ZM244 173H246L247 175H249L248 177H247V179L245 180V178H246V174H244ZM249 173V174H248ZM187 174V175H186ZM230 174L232 175V177H229L230 176ZM258 174V175H257ZM261 176H260V175ZM67 175V178L69 179H66V176ZM178 175V176H177ZM226 175H228V176H226ZM244 175V176H243ZM80 176V177H79ZM225 176H226V178H225ZM242 177V180H243V182L241 181L240 182V179L241 178H239V182L241 183H239L238 185H237V187L235 186V184L237 183H235V179H236V177ZM258 176H260V177H258ZM64 177V178H63ZM70 177V178H69ZM79 177V178H78ZM177 177V178H176ZM235 179H234V178ZM252 177V178H251ZM257 177V178H256ZM262 177V179H259V178H261ZM77 178L79 179V180H77ZM193 178H194V181H193ZM230 178H232V181H233V183H232V185H233V187H230L229 186V184H227V183H230L231 184V180H230ZM249 178H251V179H249ZM76 179V180H75ZM160 179H161V181H160ZM228 179H229V181H228ZM255 179H259L260 181H258V180H255ZM65 181V183H64V181ZM90 180V181H89ZM176 180V181H177ZM259 182V184L257 183V182ZM67 182H70V184L69 183H67ZM177 182V183H178ZM186 182H189V184L188 183H186ZM71 183H72V185H71ZM176 183V184H177ZM184 183H186L185 185H184ZM258 184V185H256V184ZM65 184V185H64ZM166 184V186H164ZM171 185H172V183H170ZM182 184V185H181ZM248 184V185H247ZM253 184H255V185H252ZM67 185V186H66ZM93 185V184H92ZM162 185V186H161ZM171 185H170V187H171ZM69 186H74L73 188H71L73 191H76V194H71L69 191H68V189H70V187ZM235 186V187H234ZM255 186H258V187H255ZM238 187H239V189H238ZM255 187V188H254ZM227 188H229V189H227ZM264 188V187H263ZM53 189H55V188H53ZM262 191L261 192V194H259L260 193V190ZM57 190V189H56ZM255 190H257V191H255ZM259 190V191H258ZM58 191V190H57ZM238 192H242V196H241V194L240 193H238ZM257 192H259V193H257ZM228 193H229V195H228ZM162 194V195H161ZM259 194V195H258ZM224 195H227V197H229V199H231L233 202V204L234 205H237V206H239V207H236V206H234L233 204H231L232 206H229L228 204H227V206L225 205V206H223V204H225V203H227V202H229V199H227V197L224 199L223 197H225ZM262 196V198H260ZM127 197H130L131 199H133L134 200V205H133V207L131 208V209H129L127 206H126V203L127 202H129V201H127ZM78 198V199H77ZM222 198L224 199L223 200V203H221V201H222ZM236 198H238V199H236ZM240 198H241V200H240ZM74 199H77V200H74ZM243 199H244V201L245 200H251V201H249L250 202V204L252 203V199H253V203H254V205L255 204H258L257 206H254V205H252L251 207H250V205L245 201V203L246 204H244V202H242L243 201ZM6 200V199H5ZM78 200H82V201H85V203H88V205L89 204H91L92 206H91V209L89 208H85L84 207V209H83V206L80 204V205H76V202H73V201H78ZM194 200H196V201H194ZM237 200V201H236ZM4 200H2V202H3ZM6 201H8V200H6ZM197 201H199L200 203H198ZM255 201V202H254ZM256 201H261V203L260 202H256ZM263 204V205H262ZM261 205V207H259ZM257 207V208H254V207ZM7 207V205H6V203H5V201L0 205V210H3L4 208H6ZM79 207H82V208H79ZM223 207V208H222ZM231 207V208H230ZM234 207V208H233ZM259 207V208H258ZM163 208H166V209H169L170 210V212H171V215L169 216V217H165V215L162 213V210H163ZM253 208H254V210H253ZM230 209H232L233 211H231ZM235 209V210H234ZM252 209V210H251ZM262 209V210H261ZM231 211V212H229V211ZM236 210H238V211H236ZM53 211H55V210H53ZM252 211V212H251ZM258 212L259 211V214L261 215H258V213L256 214L255 212ZM260 211H262V212H260ZM232 212H233V214H232ZM45 213V212H44ZM252 213H255V215H253ZM164 215V216H163ZM45 219V218H44ZM260 219V221H259V223H258V220ZM107 224H110L109 226L107 225ZM251 226H250V225ZM258 225V226H254L253 227V225ZM122 225H124V227L122 226ZM248 225L250 226V228L248 227ZM22 228H23V225L21 226ZM259 229V230H258ZM253 230V231H252ZM260 232V233H259ZM216 233H218V234H216ZM223 233V234H222ZM252 233V234H251ZM80 234H83V235H86V236H88V238H89V240L88 239H86L85 241H82V240H80V238H79V235ZM224 235V237L222 236V235ZM260 234V235H259ZM218 235H220L221 236V238H219L218 237ZM251 235V236H250ZM258 236V237H254V236ZM216 237V238H215ZM231 238V239H229V238ZM252 237H254V238H252ZM262 237V239H259V238H261ZM111 239H113V241L111 242ZM243 239V240H242ZM245 239V240H244ZM249 240V243H248V241L247 240ZM251 239H253V240H251ZM256 240V242H255V240ZM93 240V241H92ZM210 240V241H209ZM223 240H225V242H222ZM236 240H237V242H236ZM199 241V242H198ZM207 241V243H203V242H206ZM208 241H209V243H208ZM228 243H230L228 246H225V245H227V242ZM235 243H234V242ZM239 241V242H238ZM244 241H245V243H244ZM246 241H247V243H246ZM258 241V242H257ZM123 242V244H121ZM219 242V243H220ZM195 243V244H194ZM196 243H197V245H196ZM235 245V248H234V245ZM244 243V244H243ZM258 243V244H257ZM126 244V245H125ZM161 244H163V245H161ZM193 244V245H192ZM209 244V245H208ZM124 247V249H121V248H123L122 246ZM199 245V246H198ZM240 245V246H239ZM244 245H247L246 247H242V246ZM173 246V245H172ZM171 246V247H172ZM175 246V247H176ZM183 246H185V247H183ZM196 246H197V248H196ZM248 246H249V249H248ZM254 246V247H253ZM157 247H160V248H157ZM165 247H167V246H165ZM183 247V248H182ZM205 247V246H204ZM225 247H226V249H229L228 250V252L226 253V249H225ZM229 247V248H228ZM254 249H253V248ZM119 248H120V250H122V252L121 251H119ZM231 248V249H230ZM243 248V249H242ZM261 248V249H260ZM76 249H78V250H76ZM157 249V250H156ZM159 249H160V251H159ZM172 249H174V248H172ZM183 249V250H182ZM188 249V250H189ZM234 249V250H233ZM239 249H241V253H240V251H239ZM246 249H248V250H246ZM176 250V252H178V250L177 249H175ZM175 250H173V251H175ZM187 250V251H188ZM204 250H205V248H204ZM158 251L161 253V254H159L158 253ZM246 251V252H245ZM249 251V252H248ZM116 252H117V254H116ZM180 252H178L177 254H179ZM210 252H211V254H210ZM213 252V253H212ZM224 252H225V254H224ZM236 252V253H235ZM237 252H239V253H237ZM243 252V253H242ZM25 253H32L33 254V256H35V257H37L38 256V254H39V248L37 247V248H34V249H32V247H30V245H29V247H27V248H25L24 250H22L21 251V254L22 255H24ZM144 253H145V258H147V259H145L144 258ZM175 253V252H174ZM174 253H173V255H174ZM222 253V254H221ZM131 254H133V256H132V258H130L131 257ZM155 254V255H154ZM176 254V255H177ZM213 254V255H212ZM229 256H228V255ZM247 254V255H246ZM115 255V256H114ZM118 257H117V256ZM126 255L127 256H129V257H127L126 258ZM204 255H205V257H204ZM235 255V256H234ZM122 256H124V257H122ZM136 256V257H135ZM158 256H160V257H158ZM228 256V257H227ZM237 256V257H236ZM239 256V257H238ZM248 256H250L249 258H248ZM115 257V258H114ZM149 257H151L150 258V260H148L149 259ZM232 257V259H230ZM235 257V258H234ZM241 257V258H240ZM5 258V259H4ZM216 258V259H215ZM246 258V259H245ZM0 259H2V260H8L9 259V257H7V256H5V254L3 253V252H1L0 251ZM115 259V260H114ZM220 259L223 261V259H224V262H222V261H220ZM237 259V260H236ZM159 260V261H158ZM205 260V259H204ZM230 260H232V261H230ZM243 260H245V261H243ZM207 261V260H206ZM218 261H219V263H218ZM241 261V262H240ZM251 261V262H250ZM260 261V262H259ZM120 262V263H119ZM158 263V264H159ZM209 263V262H208ZM40 264V263H39Z\"/></svg>","mask_w":264,"mask_h":264}]
</instances>
